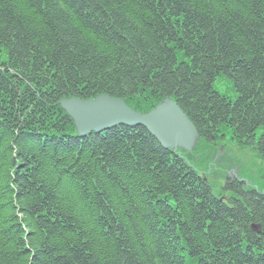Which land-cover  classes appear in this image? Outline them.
Instances as JSON below:
<instances>
[{
  "label": "trees",
  "instance_id": "trees-1",
  "mask_svg": "<svg viewBox=\"0 0 264 264\" xmlns=\"http://www.w3.org/2000/svg\"><path fill=\"white\" fill-rule=\"evenodd\" d=\"M101 94L174 99L194 150L79 135L60 100ZM228 138L264 158V0H0V264H264V192L199 170Z\"/></svg>",
  "mask_w": 264,
  "mask_h": 264
},
{
  "label": "water",
  "instance_id": "water-1",
  "mask_svg": "<svg viewBox=\"0 0 264 264\" xmlns=\"http://www.w3.org/2000/svg\"><path fill=\"white\" fill-rule=\"evenodd\" d=\"M60 105L73 119L81 136L121 125L143 126L163 147L186 151H192L200 137L194 123L169 97L146 113L133 109L123 98L107 94L90 99L63 98Z\"/></svg>",
  "mask_w": 264,
  "mask_h": 264
},
{
  "label": "rangeland",
  "instance_id": "rangeland-1",
  "mask_svg": "<svg viewBox=\"0 0 264 264\" xmlns=\"http://www.w3.org/2000/svg\"><path fill=\"white\" fill-rule=\"evenodd\" d=\"M214 87L231 100H236L238 96L232 80L224 74L217 76ZM221 144L222 147H217V154L212 155V160L199 166L201 172H207V181L212 185L215 195L225 200L237 196L232 189L225 188L231 175L245 181L247 186L264 192V158L260 151L251 145H239L230 138Z\"/></svg>",
  "mask_w": 264,
  "mask_h": 264
},
{
  "label": "bare ground",
  "instance_id": "bare-ground-1",
  "mask_svg": "<svg viewBox=\"0 0 264 264\" xmlns=\"http://www.w3.org/2000/svg\"><path fill=\"white\" fill-rule=\"evenodd\" d=\"M110 96V95H109ZM64 98H71V97H64ZM95 98V97H94ZM63 99V98H62ZM60 103V102H59ZM62 107V106H61ZM66 112V111H65Z\"/></svg>",
  "mask_w": 264,
  "mask_h": 264
}]
</instances>
